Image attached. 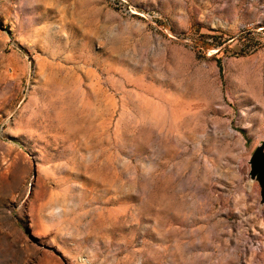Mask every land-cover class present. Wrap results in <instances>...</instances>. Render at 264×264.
I'll list each match as a JSON object with an SVG mask.
<instances>
[{
    "label": "rangeland",
    "instance_id": "1",
    "mask_svg": "<svg viewBox=\"0 0 264 264\" xmlns=\"http://www.w3.org/2000/svg\"><path fill=\"white\" fill-rule=\"evenodd\" d=\"M264 0H0V264H264Z\"/></svg>",
    "mask_w": 264,
    "mask_h": 264
},
{
    "label": "water",
    "instance_id": "2",
    "mask_svg": "<svg viewBox=\"0 0 264 264\" xmlns=\"http://www.w3.org/2000/svg\"><path fill=\"white\" fill-rule=\"evenodd\" d=\"M250 175L261 184V195L264 201V141L256 147L250 158Z\"/></svg>",
    "mask_w": 264,
    "mask_h": 264
}]
</instances>
